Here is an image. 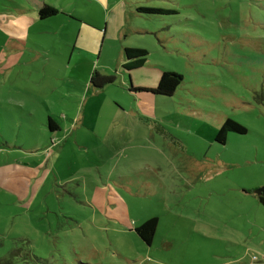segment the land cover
Instances as JSON below:
<instances>
[{"label":"rangeland","instance_id":"obj_1","mask_svg":"<svg viewBox=\"0 0 264 264\" xmlns=\"http://www.w3.org/2000/svg\"><path fill=\"white\" fill-rule=\"evenodd\" d=\"M69 1L77 0L61 7ZM137 1L179 10L144 14L149 33L127 45L148 50L156 64L149 84L163 71L181 74L183 82L172 97L141 98L149 111L137 119L114 109L127 107L133 96L121 91L116 72L118 83L109 91H80L92 148L86 157L72 154L88 167L48 168L39 191L13 168L26 161L28 148L50 150L43 107L17 95L37 79L21 77L18 65L13 74L0 71V93L10 92L0 97V264H264L258 199L264 189V0ZM12 5L0 0V9ZM102 14L99 9L96 18ZM5 34L0 28V55L8 56ZM51 38L59 49L48 53L63 66L71 49L62 36ZM120 49L112 42L99 69L116 71ZM94 65L86 86L98 71ZM31 115L35 125H46L42 131L32 128ZM125 116L131 133L125 129L116 145L99 142ZM227 119L246 133L228 132L220 144L215 134ZM153 217L159 222L148 246L135 228Z\"/></svg>","mask_w":264,"mask_h":264},{"label":"crops","instance_id":"obj_2","mask_svg":"<svg viewBox=\"0 0 264 264\" xmlns=\"http://www.w3.org/2000/svg\"><path fill=\"white\" fill-rule=\"evenodd\" d=\"M62 1L12 0V9V6L0 9V28L6 33L4 48L9 52L8 56L5 54L0 55V59H2V62H0L1 75L9 74L11 69L18 65L16 68L20 70L21 77L36 78L38 86L35 85L33 88L24 86L18 89L17 95L27 98L36 107L41 105L46 114L47 123L48 119L51 118L57 125L56 130H48L50 131L48 136L50 150L46 153L49 154V157L45 156L47 154L39 146L35 149L28 148L30 154L29 156L26 155V161L13 167L17 168V173L20 176H30L28 182L33 185L30 189L37 191L47 185L45 178H41L40 175L48 168L63 172L65 169L69 170V168L84 169L88 167V164L80 161L82 158L72 154L76 152L82 157H86V155H90V148H92L90 144L91 124L86 119L84 109L86 100L81 99L82 95L79 92L84 91L86 93L91 89L93 93L109 91L112 85L118 83L116 79L113 84L101 89H94L91 84L86 86L88 81L84 80V76L89 79L90 70H92L90 62H95L94 70L98 67V71H96H100L99 73L103 75H112L116 72L122 78L121 83L117 84L121 86V91L133 95L129 96L132 100L127 107L125 106L123 109L114 107L116 111L126 113L128 109L130 111L129 117L134 116L137 119V113H143L146 117L149 108L146 104H142L140 99L143 98V102L144 100L152 102L150 95L146 94L161 95L153 92V89L157 87L162 74L155 85L149 84L156 78L153 69L156 64L149 61L148 57L140 66L125 68L124 65L128 62V59L124 51L126 48H130L127 41L132 40L134 35L149 33L148 28L143 23L144 13L138 12V8L152 7L164 10L160 15L179 14L177 9H166L154 5L146 6V4H141V1L137 0H77L76 3L70 1L66 3L68 4L66 8L61 7L60 3ZM92 4L94 6L90 8ZM45 6L54 7L59 13L48 19H41L38 12L39 9ZM99 9L103 13L101 20L96 18ZM31 32L36 35L34 36ZM51 35L62 36L71 49L67 57L63 59V66L62 61L61 64L56 60L53 62L48 53V51L56 53V50L59 49V40H53ZM43 37L46 39L44 40ZM112 42L121 43V49L117 57V70L111 71L107 67L99 69L98 63L102 57L101 55ZM52 49L54 51H51ZM25 54L28 57H24ZM135 61L133 59L130 62L134 63ZM64 72H66V75L63 79H60L58 75ZM13 73L11 72V74ZM45 78L53 80L48 87L40 86ZM36 86L37 88H35ZM131 86L132 88H143L145 90L138 92L132 90ZM9 94V89L2 90L0 97L4 100L3 97L9 96ZM129 117L116 119L115 124L108 126L109 130L104 135V142H99L106 145L118 144L120 135L125 132V129L131 133L132 121L129 120ZM31 118L32 121L33 116ZM136 119L133 122H136ZM30 123H33L32 128H39L40 131L43 127H46L43 123L36 124L38 127L34 124V121ZM43 132L47 133V130ZM28 160L32 161L28 163ZM60 180V178H56V182ZM260 194L258 199L259 197L264 198V189ZM259 202L261 203L260 199ZM261 204L264 206L263 203ZM119 220L121 219L119 218Z\"/></svg>","mask_w":264,"mask_h":264},{"label":"trees","instance_id":"obj_3","mask_svg":"<svg viewBox=\"0 0 264 264\" xmlns=\"http://www.w3.org/2000/svg\"><path fill=\"white\" fill-rule=\"evenodd\" d=\"M138 12L149 15H158L163 13L164 10L152 7H140L138 8ZM58 13L59 11L56 8L45 6L39 9L38 15L41 19H48L57 15ZM124 52L126 58L128 59V62L124 65L125 68H132L142 65L147 60V57L149 55V52L146 49L142 48H126ZM133 59H135L136 61L134 63L130 62ZM115 81L116 78L114 76L103 75L95 71L91 75L90 83L94 88L101 89L109 84H113ZM182 82L183 76L181 74L166 71L162 74L158 85L155 89H153V92L170 97L175 93ZM133 90L141 91L145 89L133 88ZM48 127L51 130L57 129L56 123L51 118L48 119ZM228 132L244 134L246 133V128L231 119H227L217 130L215 141L220 144H225ZM259 199L261 203L264 204V198L259 197ZM158 222L159 220L156 217H153L135 228V233L137 234V236L148 246L151 245L154 240Z\"/></svg>","mask_w":264,"mask_h":264},{"label":"water","instance_id":"obj_4","mask_svg":"<svg viewBox=\"0 0 264 264\" xmlns=\"http://www.w3.org/2000/svg\"><path fill=\"white\" fill-rule=\"evenodd\" d=\"M260 194V192H258ZM261 195V194H260Z\"/></svg>","mask_w":264,"mask_h":264}]
</instances>
